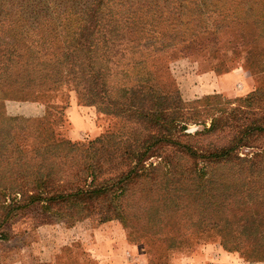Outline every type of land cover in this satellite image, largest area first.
I'll return each mask as SVG.
<instances>
[{"label": "rangeland", "instance_id": "rangeland-1", "mask_svg": "<svg viewBox=\"0 0 264 264\" xmlns=\"http://www.w3.org/2000/svg\"><path fill=\"white\" fill-rule=\"evenodd\" d=\"M29 1L22 12L35 17L44 6ZM204 1L186 0L173 8V19L167 7L148 19L152 32L137 40L153 45L129 54L128 68L107 65L108 87L94 101L70 81L29 89L20 73L42 67L23 65L36 36L25 23L0 22V165L8 158L10 166L35 167L45 157L42 168L54 179L90 184L89 171L77 172L100 138L107 141L102 153L116 159L102 165L96 184L137 168L143 173L130 175L121 195L110 206L101 201L89 217L0 242V264H254V250L244 258L234 251L243 245L241 231L254 240L256 215L264 217V0H211L199 17L194 10ZM60 23L55 28L64 34ZM18 33L24 40L11 39ZM33 50L39 61L51 52ZM13 57L20 63L6 69ZM136 87L143 89L130 91ZM123 89L129 90L124 99ZM30 103L40 105L38 116L17 118L36 111ZM4 104L11 106L7 113ZM171 142L197 156L180 154ZM223 147L231 160L199 158ZM145 149L172 162L154 155L141 167L125 166ZM107 208L113 216L101 222Z\"/></svg>", "mask_w": 264, "mask_h": 264}, {"label": "trees", "instance_id": "trees-1", "mask_svg": "<svg viewBox=\"0 0 264 264\" xmlns=\"http://www.w3.org/2000/svg\"><path fill=\"white\" fill-rule=\"evenodd\" d=\"M6 1L0 9V22H22L32 29L36 36L34 47L51 48L47 53V59L39 61L41 57L34 56L37 51L32 49L23 62L24 66L31 65L32 68L42 65L39 71L29 73L22 71L24 80H22L29 89H37L43 86L50 88L59 83L70 81L81 95L88 97L90 101L101 98L106 89V71H111L113 67H118L125 63L128 68L129 54H135L140 47L149 48L153 45L150 38L143 42H138L137 37L148 35L152 32L150 25L146 26L148 19H156L155 13L167 7L171 18L173 19L174 7L180 8L186 0H40L43 9H36L35 17L26 16L23 10L27 9L29 0H1ZM211 0H206L203 7L194 10L199 17H203L206 7L210 5ZM212 2V1H211ZM206 4V5H205ZM37 7V5H35ZM26 8V9H25ZM46 11V12H45ZM51 12H54L50 14ZM184 17V15L175 16V18ZM195 16V15H190ZM155 17V18H154ZM189 17V16H188ZM190 19V18H189ZM61 22V23H60ZM149 22V23H150ZM63 24V32L61 26ZM57 27L61 31L57 32ZM14 41L24 40L22 34L10 35ZM20 38V39H19ZM163 44V43H161ZM156 48V47H155ZM20 57V55H17ZM20 58L13 57L12 61L5 62L4 66H16L20 63ZM127 69L121 72L126 75ZM15 79L18 78V75ZM9 75V74H8ZM5 80V79H2ZM1 81V80H0ZM147 80L143 85H147ZM108 87V84H107ZM145 88V86H144ZM134 89H143L133 88ZM129 90L123 89L120 98H127ZM129 98H136V92ZM3 112H9L10 108L2 105ZM9 107H11L9 105ZM15 116L24 118H33L22 114ZM11 128V127H9ZM2 130V128H1ZM0 130V137L3 135ZM25 130V129H23ZM103 139H96L89 145L93 155L87 159V162L80 167L77 176L87 170L90 177L93 178L90 184L83 183L78 185L66 178L54 179V173L42 168V162L48 160L42 157L35 167L24 165H8V158L4 165H0V242L10 240L11 236L34 234L35 231L43 226H49L54 223L74 224L82 217H89L90 210L100 208V202H105L110 206L113 199L119 197L129 184L130 172L127 176L108 178L107 183L96 184V176L100 174L102 165H114L116 158L112 153L104 155L101 151ZM107 144V141H103ZM180 147L177 151L189 157H196L195 151L187 153L186 147L177 143H169ZM87 150V149H84ZM12 152V151H9ZM100 152L101 155H97ZM1 153V151H0ZM187 153V154H185ZM141 151L131 156L132 161H125V166L135 162L133 168L141 167L147 158L154 155L160 156L165 163H171V158H165L160 153ZM164 156V157H163ZM122 158V156H120ZM200 157L206 158L209 162H221L231 160V152L226 147L215 148L212 153H203ZM124 159H121V161ZM77 166V165H76ZM140 168L132 172V178H137L142 172ZM129 174V175H128ZM123 179V180H122ZM126 180H128L126 182ZM119 191V192H118ZM95 205V206H94ZM107 208L98 217L101 222L110 220L113 212ZM115 210V209H114ZM92 212V211H91ZM109 214H111L109 216ZM241 218V217H238ZM256 222L259 223L256 228L257 236L254 240L246 239L249 236L243 235L240 247L234 252L243 258L247 255V250H254V264L264 257V236L260 235V230L264 233V217L256 215ZM108 226V225H107ZM227 231H223L225 233ZM235 231L231 232V237ZM220 239L222 234L219 235ZM260 242V256L257 254L256 241ZM252 256H247L250 258Z\"/></svg>", "mask_w": 264, "mask_h": 264}, {"label": "crops", "instance_id": "crops-1", "mask_svg": "<svg viewBox=\"0 0 264 264\" xmlns=\"http://www.w3.org/2000/svg\"><path fill=\"white\" fill-rule=\"evenodd\" d=\"M35 104V108L36 111L34 113H24V116H28V117H37L39 114V110H40V105L38 103H30L31 106H34ZM5 108H10L8 104H5ZM264 239V238H263ZM260 242L263 245V241H261L259 238L256 241V247H257V254L260 256ZM264 246V245H263ZM255 264H264V257L261 258V260H258L257 262H255Z\"/></svg>", "mask_w": 264, "mask_h": 264}]
</instances>
